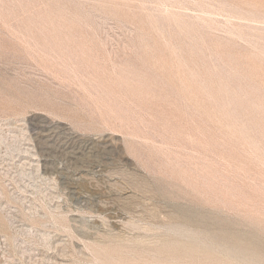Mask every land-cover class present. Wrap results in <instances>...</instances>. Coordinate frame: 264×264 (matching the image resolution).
I'll return each instance as SVG.
<instances>
[{"label":"rangeland","instance_id":"374dc122","mask_svg":"<svg viewBox=\"0 0 264 264\" xmlns=\"http://www.w3.org/2000/svg\"><path fill=\"white\" fill-rule=\"evenodd\" d=\"M0 264H264V0H0Z\"/></svg>","mask_w":264,"mask_h":264},{"label":"bare ground","instance_id":"6f19581e","mask_svg":"<svg viewBox=\"0 0 264 264\" xmlns=\"http://www.w3.org/2000/svg\"><path fill=\"white\" fill-rule=\"evenodd\" d=\"M180 252V251H179ZM195 252H196V250H195Z\"/></svg>","mask_w":264,"mask_h":264}]
</instances>
